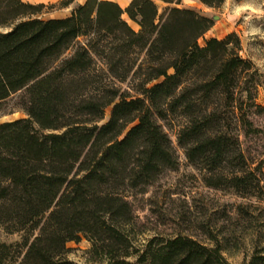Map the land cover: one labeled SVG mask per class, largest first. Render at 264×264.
<instances>
[{
	"label": "trees",
	"instance_id": "16d2710c",
	"mask_svg": "<svg viewBox=\"0 0 264 264\" xmlns=\"http://www.w3.org/2000/svg\"><path fill=\"white\" fill-rule=\"evenodd\" d=\"M181 2L0 0V117L24 114L0 123V227L21 233L0 264H81L68 243L83 236L106 264H234L245 234L247 264H264V158L242 141L261 131L264 73L237 33L206 38L213 18ZM169 118L205 185L246 200L229 213L239 235L197 218L139 242V196L180 165Z\"/></svg>",
	"mask_w": 264,
	"mask_h": 264
},
{
	"label": "rangeland",
	"instance_id": "374dc122",
	"mask_svg": "<svg viewBox=\"0 0 264 264\" xmlns=\"http://www.w3.org/2000/svg\"><path fill=\"white\" fill-rule=\"evenodd\" d=\"M83 1L75 0V4ZM115 1L126 7L131 0ZM180 7L192 8L213 18L214 25L205 34L206 38L212 36L223 38L229 33H237L243 46L241 54L251 59L264 73V0H226L219 8L207 7L198 0H182ZM69 12L70 9H54L46 13L45 17H62ZM201 43H204L203 38ZM258 100L264 105V88ZM23 116L24 114L18 111L3 115L0 117V123ZM254 119L261 131L248 137L243 136L242 141L248 156L259 160L264 158V112L254 116ZM160 123L172 138L179 154L180 165L176 170L166 171L145 194L139 196L135 204L138 224L143 229L138 235L139 242L147 243L155 236L189 233L197 218L210 223L216 233L222 229L223 232L219 233L220 237L229 235L233 231L239 235L240 226L229 218V213H234V204L246 200L232 189H214L205 185L201 171L188 163L184 150L178 146L177 133L181 126L180 119L169 118L160 120ZM252 201L256 202L257 198L253 197ZM20 239L21 233H9L0 227V242L15 243ZM255 240L256 235L245 234L241 239L243 248L228 255L229 259L234 264H247L249 261L247 251L249 253L251 243ZM68 247L70 249L68 257L77 263L106 264L93 255L92 243L84 236L79 242L70 241Z\"/></svg>",
	"mask_w": 264,
	"mask_h": 264
},
{
	"label": "crops",
	"instance_id": "0c3cea01",
	"mask_svg": "<svg viewBox=\"0 0 264 264\" xmlns=\"http://www.w3.org/2000/svg\"><path fill=\"white\" fill-rule=\"evenodd\" d=\"M28 1H30V0H28ZM84 1H85V0H84ZM84 1H83V2H84ZM31 2H32V1H31ZM37 2H45V1H37ZM80 3H82V2H80Z\"/></svg>",
	"mask_w": 264,
	"mask_h": 264
}]
</instances>
